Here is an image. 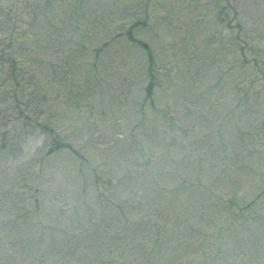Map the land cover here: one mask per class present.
<instances>
[{
	"label": "rangeland",
	"instance_id": "obj_1",
	"mask_svg": "<svg viewBox=\"0 0 264 264\" xmlns=\"http://www.w3.org/2000/svg\"><path fill=\"white\" fill-rule=\"evenodd\" d=\"M211 1L0 0V264H264V0Z\"/></svg>",
	"mask_w": 264,
	"mask_h": 264
}]
</instances>
